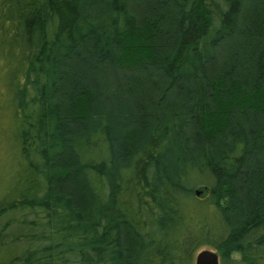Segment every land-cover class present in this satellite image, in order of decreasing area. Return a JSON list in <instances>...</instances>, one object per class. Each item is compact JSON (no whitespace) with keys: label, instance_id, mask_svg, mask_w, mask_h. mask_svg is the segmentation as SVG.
<instances>
[{"label":"trees","instance_id":"16d2710c","mask_svg":"<svg viewBox=\"0 0 264 264\" xmlns=\"http://www.w3.org/2000/svg\"><path fill=\"white\" fill-rule=\"evenodd\" d=\"M0 60V264H264V0H0Z\"/></svg>","mask_w":264,"mask_h":264},{"label":"rangeland","instance_id":"374dc122","mask_svg":"<svg viewBox=\"0 0 264 264\" xmlns=\"http://www.w3.org/2000/svg\"><path fill=\"white\" fill-rule=\"evenodd\" d=\"M7 81V75L3 68V62L0 60V164L4 163V159L8 156L10 151V141L12 137V129L10 126V114L7 107L9 99L6 98L4 93L3 84ZM7 101V102H6ZM10 136V138H9ZM214 249V248H213ZM195 256V255H194ZM194 264V258H193Z\"/></svg>","mask_w":264,"mask_h":264},{"label":"water","instance_id":"95a60500","mask_svg":"<svg viewBox=\"0 0 264 264\" xmlns=\"http://www.w3.org/2000/svg\"><path fill=\"white\" fill-rule=\"evenodd\" d=\"M207 185H199L195 188L196 195H204L208 192ZM194 264H220V256L218 252L210 247H203L195 253Z\"/></svg>","mask_w":264,"mask_h":264}]
</instances>
